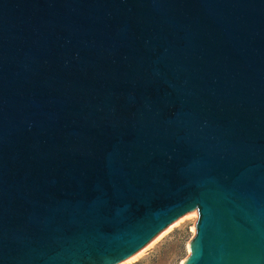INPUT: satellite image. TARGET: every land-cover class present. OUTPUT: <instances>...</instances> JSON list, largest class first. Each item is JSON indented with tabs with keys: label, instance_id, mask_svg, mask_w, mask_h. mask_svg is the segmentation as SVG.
Listing matches in <instances>:
<instances>
[{
	"label": "water",
	"instance_id": "1",
	"mask_svg": "<svg viewBox=\"0 0 264 264\" xmlns=\"http://www.w3.org/2000/svg\"><path fill=\"white\" fill-rule=\"evenodd\" d=\"M264 264V0H0V264Z\"/></svg>",
	"mask_w": 264,
	"mask_h": 264
},
{
	"label": "rangeland",
	"instance_id": "2",
	"mask_svg": "<svg viewBox=\"0 0 264 264\" xmlns=\"http://www.w3.org/2000/svg\"><path fill=\"white\" fill-rule=\"evenodd\" d=\"M195 237L196 232L171 236L129 264H181Z\"/></svg>",
	"mask_w": 264,
	"mask_h": 264
},
{
	"label": "bare ground",
	"instance_id": "3",
	"mask_svg": "<svg viewBox=\"0 0 264 264\" xmlns=\"http://www.w3.org/2000/svg\"><path fill=\"white\" fill-rule=\"evenodd\" d=\"M190 246V245H189ZM183 263V261L181 262V264Z\"/></svg>",
	"mask_w": 264,
	"mask_h": 264
}]
</instances>
